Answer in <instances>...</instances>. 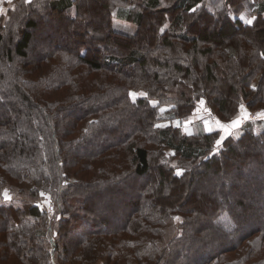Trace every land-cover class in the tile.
<instances>
[{"label": "trees", "instance_id": "1", "mask_svg": "<svg viewBox=\"0 0 264 264\" xmlns=\"http://www.w3.org/2000/svg\"><path fill=\"white\" fill-rule=\"evenodd\" d=\"M5 4L0 257L264 264V123L248 120L219 144L220 130L170 124L203 96L224 123L242 105L264 106V0ZM44 15L61 27L40 48ZM115 15L135 32L116 30Z\"/></svg>", "mask_w": 264, "mask_h": 264}, {"label": "rangeland", "instance_id": "2", "mask_svg": "<svg viewBox=\"0 0 264 264\" xmlns=\"http://www.w3.org/2000/svg\"><path fill=\"white\" fill-rule=\"evenodd\" d=\"M6 1L7 0H0V9L4 10L2 13H4L6 11V9H7V6L5 4ZM249 11H250L249 8H245L244 11L239 14V16H241L247 22H250V21H252L254 19L253 18L254 13L253 12L248 13ZM114 17H115L114 25H115L116 30L123 31V32H126V33L135 32V26H134V24H132V22L120 19V18L117 17V15H115ZM55 26H56V28H55ZM165 26L167 27V24ZM165 26L162 28V25H161L160 28L162 30H165L166 29ZM60 27H61V25L57 26V25L53 24V22H51L50 19L48 17H46V15H44V17L42 19V22H41L39 28L37 29V34H36V37H35V41L36 42L34 43V45L37 44L40 48H42L43 44H49L51 42V40H52V39L50 40L49 37L53 36V34L56 32L57 29L60 30ZM66 36H67V34H66ZM98 40L100 41L102 39H98ZM103 43H104V41H103ZM34 48L35 47H33V49ZM109 50H110V45H109ZM99 75H100V73L97 74V76H99ZM114 77H115V75H114ZM114 77L111 78V80H114ZM190 79L191 78L189 77V80ZM131 91L133 93L132 99H136L137 96H139L140 94H141V96L146 94L145 90H139L138 91V89H132ZM200 98L201 99L197 103L196 108L194 109V111L190 115H188L187 117H184L183 119H181L180 117H175V118H173L170 121V124H172L173 126L180 127L182 132H184L187 135H191V134L194 133L195 124H198V123H202V125L207 130H220V136L218 137V144H219V143L222 142V140L225 137L229 136L230 134H233V132L239 130L244 124H246L248 122V121H244L243 117H245L250 111H253V110L258 109V108L263 110V114H261L260 117H259L260 119L254 120V121H258V122L262 121L264 123V106H262V107L259 106V107H256V108L250 110L247 107L242 105V106H240L238 112L235 113L233 115V117L229 121H227V123H224V122L220 121V119L217 116H215L213 114L212 108L207 103L206 98L204 96L200 97ZM161 107H162L161 110L169 108L168 105H161ZM237 120L239 121L238 126H232L233 121H237ZM117 131H118V129H116L115 132H112V136H113V134H116ZM74 151L77 152V150L73 149V151H72L73 157L77 156ZM164 156H165V153H164ZM168 165L177 174L182 173L185 170L184 167L178 165V162H177V160L175 158L169 159L168 160ZM117 188H120V186L117 187ZM128 192H129V194H131V191H128ZM48 196L44 194L45 199H44L43 204H45L44 206H46V207L49 206V197L50 196L49 197ZM196 197L197 196L195 195V198ZM166 204L167 203H165V205ZM108 213L109 214H107V216L109 218H111L113 222H117L116 221L117 218H112L113 214H111V211L108 210ZM180 218H182V217L181 216L177 217L178 220H180ZM54 235H55V232H53V236ZM69 236L71 238L74 237V236H72L70 234H69ZM99 247H100V245H98L97 248H99ZM7 258H5V257L1 258V259L4 260L1 264H10L9 261H10L11 258L10 257H7Z\"/></svg>", "mask_w": 264, "mask_h": 264}, {"label": "built area", "instance_id": "3", "mask_svg": "<svg viewBox=\"0 0 264 264\" xmlns=\"http://www.w3.org/2000/svg\"><path fill=\"white\" fill-rule=\"evenodd\" d=\"M263 114V110H261L260 108L255 109L253 111H250L245 117H243L244 121H248V120H258L260 119V115Z\"/></svg>", "mask_w": 264, "mask_h": 264}, {"label": "snow or ice", "instance_id": "4", "mask_svg": "<svg viewBox=\"0 0 264 264\" xmlns=\"http://www.w3.org/2000/svg\"><path fill=\"white\" fill-rule=\"evenodd\" d=\"M3 11L4 10L0 9V14H2ZM238 124H239L238 120L237 121H233L232 126H238Z\"/></svg>", "mask_w": 264, "mask_h": 264}]
</instances>
